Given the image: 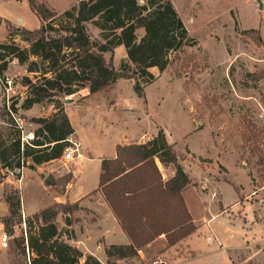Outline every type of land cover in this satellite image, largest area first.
Here are the masks:
<instances>
[{"label":"rangeland","instance_id":"rangeland-1","mask_svg":"<svg viewBox=\"0 0 264 264\" xmlns=\"http://www.w3.org/2000/svg\"><path fill=\"white\" fill-rule=\"evenodd\" d=\"M79 1L34 0L36 5H43L57 15ZM170 2L193 42L171 54L170 64L163 73L150 70L155 81L144 88L143 99L136 98L133 83L125 80H119L96 96H88L87 90H81L76 96L60 98L64 110L73 107L74 102L89 99L85 106L77 105L73 110L75 117H71L75 127L79 126L75 122L77 118L81 120L80 126L92 130L88 143L93 153L81 146L80 156L94 158L89 164L77 161L76 176L80 185L91 188L99 177L98 157L111 154L106 140L99 138L98 125L101 129L106 126V130H102L105 134L127 130L143 131V135H147L154 129L162 130L191 179L181 196L193 225L198 226V232L204 236V239L198 236L189 242L197 251L198 259L182 264H255L259 258L254 254L264 248V0ZM40 24L27 1L0 0V44L13 42L21 49L28 48L16 33L23 29L36 30ZM66 26L65 21L56 18L49 35H62ZM85 27L92 41L102 42L101 32L93 24ZM142 35V31L137 33L138 38ZM108 59L105 55L106 62ZM32 60L43 69L40 60ZM6 61V71L0 76V116L3 119L0 118V133L7 140L12 132L3 123L8 120L2 112L3 106L18 103L17 113L11 118L26 144L33 138L28 140V133L33 135L38 129V125L31 123L32 119H49L54 109L46 104L34 106L32 111L18 110L27 96L23 79L36 82L39 74L29 73L27 65H19L14 59ZM122 62H127L125 53L113 56L115 70H119ZM6 80L11 81L10 88ZM88 126L93 128L88 129ZM140 140L126 139L125 142ZM79 157L69 163L61 158L50 166L37 167L36 177L44 185V178L61 180L70 175L69 184L73 182V166ZM160 173L163 181H167L173 176V169H161ZM3 183V201L5 194L17 190L27 209L47 202L42 190L37 184L33 186L27 176L21 191L20 179L12 174L8 173ZM58 184L52 190L59 194L65 189L60 186L62 182ZM76 204L77 208L71 213L60 212V220H55L58 229L66 231L61 241L69 240V232L74 237L73 221L79 223L82 217L91 218L88 211L80 212L79 203ZM64 215L66 221L70 219L69 225ZM209 223L221 239L219 245L209 231ZM0 226V237L2 233L11 237L8 248L0 249V264L28 263V255L19 253L18 241L36 231L31 217L23 218L21 214L20 220H12L8 230L3 224ZM143 249V253L121 264H177L193 257L190 251L177 248L176 255L170 257L161 255L168 248L159 246L152 252L145 250L146 247Z\"/></svg>","mask_w":264,"mask_h":264},{"label":"trees","instance_id":"trees-1","mask_svg":"<svg viewBox=\"0 0 264 264\" xmlns=\"http://www.w3.org/2000/svg\"><path fill=\"white\" fill-rule=\"evenodd\" d=\"M25 1L41 24L36 30L23 29L16 33L28 48L21 49L13 42L0 44V76L6 71L7 58L27 65V71L39 74V79L36 82L23 79L27 96L18 110L29 111L34 106L48 104L54 114L49 119H32L31 123L38 125V129L25 144L11 118L17 113L18 103L3 106L2 112L8 118L3 123L12 132L7 140L0 133V184L8 173L18 180L22 169L35 171L62 158L73 130L61 97H70L84 89L88 90V96H94L125 80L133 83L136 98L143 99L144 88L155 81L150 70L163 73L170 64L171 54L193 42L170 0H81L61 15L36 5L34 0ZM56 18H61L67 26L62 35L50 36ZM88 23L101 32L102 42L90 39L85 27ZM139 31L143 32L141 38L137 36ZM119 46L124 48L127 62L115 70L113 56ZM105 55L109 56L107 62ZM32 59L40 60L43 69ZM156 161L163 168L173 169V176L167 181H163ZM69 177L61 180L47 177L44 185L53 188L62 182L60 186L65 188ZM189 185L180 159L162 130L144 144L116 146L115 158L101 161L98 191L129 245L105 247V264L135 258L161 236L170 248L192 235L196 227L181 196ZM4 202L8 216L0 224L8 230L14 218L20 220L21 196L12 190L5 194ZM76 208V203L54 205L31 217L36 231L18 241L20 255L28 252L26 264H81L82 260V264H101L94 256H83L75 247L61 241L66 231L59 230L55 220L60 212L69 214ZM70 233L69 240L73 238Z\"/></svg>","mask_w":264,"mask_h":264},{"label":"crops","instance_id":"crops-1","mask_svg":"<svg viewBox=\"0 0 264 264\" xmlns=\"http://www.w3.org/2000/svg\"><path fill=\"white\" fill-rule=\"evenodd\" d=\"M119 53H125V50L122 46L117 47L114 50V56L116 57V54ZM126 56V55H125ZM118 82V81H117ZM116 82V83H117ZM115 83V84H116ZM114 84V86H115ZM87 90V89H84ZM88 92V90H87ZM79 93V92H78ZM77 93V94H78ZM73 96H76L74 94ZM96 96V95H95ZM97 97H95L94 100H96ZM92 100V99H91ZM89 102V99L83 100L80 103L74 102L73 107L67 109L65 108V113L68 117V120L70 122V125L73 130V134L71 135V139L76 140L77 142L80 143L82 148L85 150H88L87 152H92L90 149L91 145H89L88 140H89V135L91 134L92 130H87V127H82L80 126V121L79 119H75V122L79 125L78 127H75L71 117H75V112L73 111L74 108L77 107V105H82L85 106ZM31 109L30 111H32ZM70 111V113H69ZM79 120V121H78ZM100 131H98L99 138H104L106 140V143L110 147V156H102L98 157L99 160V167L101 164V161L103 159H114L115 158V148L118 145L125 146V145H133V144H144L145 142L151 140L157 135L156 130L154 129L153 132H149L147 135H143V131H135V132H129L127 130L125 131H119L116 132L114 130L105 133H102V130H106V126H103L101 129V125H98ZM93 128L91 126H88V129ZM156 132V133H155ZM165 134V133H164ZM28 135H31L29 132ZM166 136V135H165ZM28 138V137H27ZM126 139L130 140H139L138 142L130 143V142H125ZM30 140V139H28ZM93 153V152H92ZM94 157H86L85 155H81L79 158L76 159L74 162L73 166V182L67 184L65 186V191H62L61 193H56L55 190H52V188H47L43 185V182L40 180L39 177H36L35 171L29 170L27 168L22 169L21 171V177H20V186L19 189L20 191L24 187V181L25 177L27 176L29 179H31V184L36 185L39 187L44 195V198L47 199V202L42 205H38L37 207H33L30 209H27L26 206L24 205V202L22 201V196H21V205H22V210L21 214L23 218H29L32 217L36 214H39L42 210L46 209L48 206H54V205H72L75 203H79L78 209L80 212H84L85 210L88 211L91 215V218H81V221L79 223H76L75 221L72 222V231L74 232V237L71 238L70 240H65V242L72 247H75L77 250H79L83 256L86 255H92L98 259V261L103 264L105 261V255H104V248L107 246L111 245H118V246H126L129 245V241L125 234L122 232L121 228L119 227L117 221L115 220L113 214L111 213L110 209L106 205L102 195L98 191V180H96L95 184L91 188H86L83 185H80L78 182V177L76 176V165L77 161L79 163H90L93 160ZM56 161H52L50 163H46L41 165V167L44 166H50V164H54ZM181 164V163H180ZM156 165L159 169H168V168H163L157 161ZM181 167L184 168V165L181 164ZM37 169V168H36ZM184 170V169H183ZM38 172H41L38 170ZM185 172V171H184ZM100 173V170L99 172ZM186 173V172H185ZM187 174V173H186ZM99 175V174H98ZM188 176V175H187ZM8 177V175H7ZM6 177V178H7ZM170 178V177H169ZM189 178V176H188ZM165 181V180H164ZM189 181L191 179L189 178ZM3 186L4 183L0 184V218H4L8 214L7 210V205L3 201ZM52 190V191H51ZM51 191V192H50ZM86 217V216H85ZM93 217V218H92ZM64 219L66 221V216L64 215ZM60 220V214L57 216V222ZM70 219H67L68 222ZM70 224V223H69ZM209 231L210 233L212 232V235L215 237L217 245H219L221 242V239L219 238L218 234L214 231H212L211 223H209ZM1 229V226H0ZM60 230V229H59ZM198 236H202V233L198 232V226L195 230V232L190 235L188 238L184 239L183 241L179 242L173 247L168 248L165 250L161 255L163 257H170L173 254L176 255L177 252L176 248L181 250V251H190L193 254L192 258H188L184 260L183 262H179L177 264H182L186 263L189 261H194L198 259V254L197 251L193 250L190 246V241L193 240V238H199ZM204 239V236H202ZM164 237L161 236L158 239H156L154 242L146 246L145 250H150L151 252L153 250H156L157 247H161L163 249H166L167 246L162 240ZM82 239L84 242H81ZM206 242L208 243V238L206 239ZM211 243V242H210ZM99 246V248H98ZM251 247V246H250ZM97 249H99V253H97ZM264 248L260 251H257L254 255L259 258L258 262L255 264H262L264 263ZM143 253L144 249L140 250L138 253ZM134 259V258H133ZM122 262H125V260L118 261L117 264H121ZM83 263V260L81 261V264ZM124 264V263H123Z\"/></svg>","mask_w":264,"mask_h":264},{"label":"built area","instance_id":"built-area-1","mask_svg":"<svg viewBox=\"0 0 264 264\" xmlns=\"http://www.w3.org/2000/svg\"><path fill=\"white\" fill-rule=\"evenodd\" d=\"M6 86L8 88L11 87V81L6 80L5 82ZM67 142V147L64 149L62 159L64 162H72L76 157L80 156V150H81V145L79 142H77L74 139L68 138L66 140ZM22 227L25 228V222L23 221ZM26 238V237H25ZM11 240V237L5 233H2L0 237V249H6L8 248L9 241ZM28 255V252H27ZM29 260V258H28Z\"/></svg>","mask_w":264,"mask_h":264},{"label":"bare ground","instance_id":"bare-ground-1","mask_svg":"<svg viewBox=\"0 0 264 264\" xmlns=\"http://www.w3.org/2000/svg\"><path fill=\"white\" fill-rule=\"evenodd\" d=\"M32 137H33V135L31 134V135H29V137L27 139H31Z\"/></svg>","mask_w":264,"mask_h":264},{"label":"water","instance_id":"water-1","mask_svg":"<svg viewBox=\"0 0 264 264\" xmlns=\"http://www.w3.org/2000/svg\"><path fill=\"white\" fill-rule=\"evenodd\" d=\"M69 101H70V100H69ZM69 101H68V102H69ZM66 224H67V225H69V222H68V221H66Z\"/></svg>","mask_w":264,"mask_h":264}]
</instances>
